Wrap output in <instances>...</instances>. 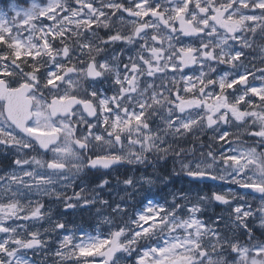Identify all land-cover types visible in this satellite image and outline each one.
<instances>
[{"label": "snow or ice", "instance_id": "6c2138e0", "mask_svg": "<svg viewBox=\"0 0 264 264\" xmlns=\"http://www.w3.org/2000/svg\"><path fill=\"white\" fill-rule=\"evenodd\" d=\"M9 9L11 18L0 11V146L13 149L15 158L14 168L0 175V264H33L27 252L48 243L38 231L16 223L50 218L32 194L64 197L67 208L77 207L68 202L73 199L94 204L97 197L84 195V188L69 197L56 186L72 187L86 169L144 163L149 153L166 155L172 150L162 146L166 135L182 136L199 127L211 129L213 139L227 149L219 158L209 151L212 163L182 164V170L200 180L230 177L242 193L213 192L195 203L186 196L164 204L149 201L106 236L76 240L64 235L52 254L61 264H93L89 257L94 254L104 258L103 264H120L118 253H135V264H264V240H257L249 226L258 219L264 228V85L248 81L249 75L264 80V69H257L261 75L256 77L244 67L256 37L264 38V0H31L27 8L10 3ZM100 28L107 30L106 37L98 34ZM117 44L135 48L127 63L121 62L125 48L106 55ZM259 50L264 57V45ZM193 65L199 66L195 79L180 77L182 91L192 98L181 96V90L173 96L163 84L169 69L175 84L174 74ZM218 65L235 72L213 79L210 73ZM106 79L114 89L110 97L96 87ZM234 85L238 89L228 93ZM155 117L163 128L153 131L150 120ZM232 124L252 142L221 127ZM136 145L139 151H132ZM217 163L223 164L224 174L212 171ZM123 183L133 186L131 178ZM107 184L103 180L97 187ZM250 200H259V206L253 209ZM211 201L232 208L227 222L222 215L211 224L200 219ZM113 212L120 215L125 209L117 204ZM62 229L65 223L52 222L51 231Z\"/></svg>", "mask_w": 264, "mask_h": 264}, {"label": "rangeland", "instance_id": "374dc122", "mask_svg": "<svg viewBox=\"0 0 264 264\" xmlns=\"http://www.w3.org/2000/svg\"><path fill=\"white\" fill-rule=\"evenodd\" d=\"M40 2L43 3L45 2V0H40ZM96 2L99 3V0H96ZM30 3H31V0H28V2L23 3V5L15 2L16 5L24 6V8L29 7ZM125 3H127V0H125ZM24 35L26 36L27 34H24ZM259 54L260 55L256 56L254 59L253 57H250V58L248 57L244 62V67L247 68L250 72L255 73L256 77H259L261 75V73L257 71V69H264V63L261 62L262 58L264 57L261 56V53ZM216 69H217V66H216ZM243 70L244 68L240 69V71H243ZM204 71L208 72V68L205 67ZM216 71H218V69ZM223 74H224L223 71L212 72L210 73V77L213 79H216L218 78V76L223 75ZM182 75L191 76L193 77V79H195V77L199 75V67L198 69H196L195 71H192L191 73L182 74ZM248 80L251 81L252 85L257 86V87L264 85V80H261L258 78L253 79L251 75H249ZM170 84L171 82L167 81V85L169 89H171ZM235 86L236 85H234V87ZM209 87H212V86H209ZM236 87L238 88L239 86H236ZM191 111L193 115H196L197 112H200L202 114V110H191ZM173 118L175 119V117ZM150 123H153L151 126L153 131L157 130L158 125L160 128H163V124L161 123L160 119L157 121L156 127H155V118L150 120ZM221 127L222 128L227 127L228 130L231 133H233L235 136H238L239 139L245 138L251 141L253 140V138L243 134L244 129L242 127L238 128L235 124L228 125V126L222 125ZM214 135L215 133L211 129H208L206 127L196 128L192 132L187 133L182 136L180 135L173 136L171 134L166 135L164 137L166 143L162 146L168 147L169 145H171V149H175L176 151H181L185 149L184 147L185 141L188 138H191L193 141H198V143L196 144V147L198 148V151H202L201 153H199L200 157L196 159L195 157H192V156L188 158L185 155H183V156H172L168 158L167 164H171L172 166H171V170L162 173L163 181L161 185L165 187L164 189L162 188L160 195H159V199L157 200L153 196V193H152L153 188H150L147 193L145 192V194L140 198V200H139V196L135 197L136 199H138L136 201H152L153 204H164L166 200L168 202H171L173 199V196H176L178 200L180 199L181 196H186L188 200L191 201V203H195L199 196L207 195L208 197H211L212 192L209 189H205L204 187L205 185L197 184L193 181H190L188 178L185 177L183 173L184 170H182V164H193L195 162L211 163L210 160L206 161L204 160V158H202L204 157V155L206 154V151L208 150L212 152H214L213 150H221L219 153H214L217 156V158H219V154L221 152L226 151L227 145H222V142L214 140L213 139ZM181 142L183 143V146H181ZM156 155H158L159 159H161V156H163L164 154L156 153ZM152 163L154 167L157 166V161L155 158H153ZM154 167L151 169V172H152L151 175H154L155 172H158ZM10 171L11 170H9L8 172ZM212 171L216 175L224 174L223 165L218 164V163L215 164ZM1 175H3V173ZM230 179L231 178L229 177V178H226L224 181H226V183H231ZM75 185L76 183L74 181L72 187L63 188L59 184L56 187L59 191H62L63 193H65L66 196H69V197L73 196L74 192H79L81 188H84L85 189L84 195L89 196V197L96 196L97 202L94 204H91L87 208H83L81 206V203L83 201L77 202L75 201V199H73L72 201H68V202L75 203L78 205V207L76 209H73L72 211H66L65 210L66 201L64 197H61V199L57 200L55 197L43 196L39 194H32L30 198L33 201L39 200L44 205L46 201L47 202L52 201V202L48 203L47 206L43 210L45 213H50V218L46 216L45 219L33 222L31 226L27 227L28 230L38 231L40 234H46L48 235V239H50L51 236L56 233V231H51L52 222L60 221V222L66 223V221L68 220L67 229L65 232L60 233V236L61 235L63 236L73 235L76 240H79L80 238H83L86 235H92V236H95L97 234L101 235L103 233H106L114 229V225H113L114 218H112V214H111V213H115L113 212V208H115L117 204L121 205V207L124 209L126 208V202L118 203L117 201H133L132 199L128 200L127 191H126V188L124 187L122 189L121 194L118 196V198H117V195H118L117 192L115 190H112V195L109 193L107 198L105 199V198H101L98 191L96 192L95 186L90 187L88 180L85 181L84 183H81V186H79V188H76ZM212 189H213V192L227 193V190L223 188H217L216 186H213ZM101 200L108 201V204L106 205L101 204L99 202ZM181 202L183 203L184 201H181ZM147 204L148 203L146 202H145V205L143 204L144 207H142V210L140 209V207H138L137 204H134V208L138 207L137 212H140L145 209ZM212 208H213L212 203H206L204 205L202 212L199 214L200 219H202L203 221L209 224H211L212 221L216 220L217 217H219L220 215H215L214 217L207 216L211 213L209 211ZM107 220H111L113 223L109 224L107 223ZM225 222H227V220H225ZM222 225L223 224H221L220 226L222 231H228L227 229L222 228ZM46 229H48L49 231H47V233H44ZM96 231H97V234H96ZM49 246L50 245L48 244V247ZM56 249L57 248H53V249L48 248L47 251L50 254H52L56 251ZM45 252L46 250L39 252L41 258L37 261L36 264H40L41 261H45V258H44ZM129 257L131 261H136L137 257L135 253H133L132 256H127L126 254L122 255L120 261L125 262L129 259ZM64 262H66V264L67 263L74 264L73 260H65Z\"/></svg>", "mask_w": 264, "mask_h": 264}, {"label": "flooded vegetation", "instance_id": "af4514ba", "mask_svg": "<svg viewBox=\"0 0 264 264\" xmlns=\"http://www.w3.org/2000/svg\"><path fill=\"white\" fill-rule=\"evenodd\" d=\"M14 2V3H13ZM15 2L20 3L21 5H23V3H25V0H0V10L4 11L5 13H7L8 17L11 18L12 15H14V13L12 11H10L9 9V5L10 3L12 5H16ZM19 8H24V6H20L17 5ZM126 15V14H125ZM46 23H51V21H47ZM98 32V34L101 37H106L107 35V30L100 28L96 30ZM185 42H188L187 40ZM69 44H71V41H68ZM264 44V38H261L259 35L256 37V43L253 47L252 50H249L250 54L248 57H256L259 55L260 53V46H262ZM56 47H60V44L57 43ZM121 48H125V55H123L121 57V62L122 63H127L128 62V56L135 55V48L131 47V46H125L123 44H117L115 46H113V48L109 49L108 53H106V55L110 58L113 50L116 53H119ZM4 49L2 46H0V52H2ZM247 57V58H248ZM105 56H100L98 57V59H104ZM198 65H194L192 67H187L183 70V73H190L192 71H195L196 69H198ZM217 69L221 70L223 69L224 71L230 72V73H234L235 70L232 69L229 65H218ZM43 72V69L41 70ZM182 73V74H183ZM181 73L177 72L174 75L176 76V83L173 84L171 83L170 87L173 90L172 91V95L175 96L177 94V90H181L180 91V95L184 96L185 98H192L191 94H186L182 91V89L184 88V83H182L180 77L182 75ZM169 75L172 76L173 73L171 71V69H169ZM231 78V77H230ZM167 81L171 82L170 78L165 77L163 80V84L166 88H169L167 85ZM161 83L160 79H156V84L159 85ZM96 87L101 89L103 91V93L107 96H111L113 94V86L111 83L110 79H106L103 82L97 83ZM234 89H237L236 86L234 87ZM250 98L253 99L255 102H259V98L258 97H251L250 94ZM243 106V105H242ZM86 115V113H85ZM90 120H92L93 123H95V118H89ZM159 120L158 117H155V127H156V123ZM153 123H150V127L152 126ZM98 131H103V125H101L98 129ZM244 140V139H241ZM244 141H247L249 143H251V140L245 139ZM198 143V141H193L191 138L186 139L185 141V149L182 151H176L175 149H172L171 151H169V154L163 155L161 156V159H159V156L156 155V153H149L147 154V159L145 160L144 163H124L121 165H117L114 166L111 169H100V170H85V173H82L77 179H75V183L77 186H80L81 183H84L85 181H89L90 183H92L96 190H98L99 195L101 196V198H107L108 194L110 193L112 195V190H115L118 194V196L121 194L123 187L126 188L127 191V196H128V200L132 199L133 201H117L118 203L120 202H126V208H125V212L117 215L116 213H111L112 214V218H114V225L115 226H124V224L126 222H129L131 219L135 218V214L138 211V207H140V209L142 210V207L144 206L143 204L145 202H149V201H136L138 199H136L135 197L139 196V200L140 198L145 194V189H147V191L150 188H153V190L156 189H164L165 186H162L161 183L163 181V175L162 173L167 172L169 170H171V164H167V159L172 157V156H183L185 155L186 157H195L196 159H198L200 157L199 153H201L202 151H198V148L196 147V144ZM125 147H124V151L127 152L128 151V145H127V141L124 142ZM181 146H183V143L181 142ZM117 149L119 148V145L116 146ZM132 151H139V145H136ZM214 151V150H213ZM209 151H206V154L204 155V160H210V162L212 163V159L210 157L207 156V153ZM214 153V152H213ZM29 155H37L38 153L36 152H30L28 153ZM51 155V153H49L47 156H43L44 159H47L49 156ZM15 158V152L13 149H7L5 150L3 148V146H0V175L3 173L5 174L6 172H8L9 170H12L14 168L13 165V159ZM153 158L156 159L157 161V166H153L152 161ZM198 162H195L193 164H189L192 167L195 166V164ZM222 164V163H221ZM155 168L158 172H155L154 175H151V169ZM184 175L191 179L187 174L186 171H184ZM131 178L133 180V186H127L123 183L124 180ZM103 180H107L108 184L104 186L103 189L97 187L101 181ZM192 180V179H191ZM148 181H151V183H149ZM195 183H197V180H194ZM217 188H223L225 190H227V192L229 190L236 192L237 194L242 193L244 190L240 189L238 185L233 184V183H226V181H222V182H217L215 183ZM212 184H207L206 187H208L209 189H212ZM125 191V193H126ZM52 202V201H50ZM238 201L234 200L232 202V207L235 206V204ZM211 203L213 204V208L209 211L211 212L209 215L207 216H212L214 217L215 215H222L224 216L225 220L228 221L229 219V213L232 211V208L227 206V205H223L220 204L219 202H215V201H211ZM240 203H242V201H240ZM249 203L252 204L253 209L257 208L259 206V200H255V201H249ZM134 204H137L138 207L134 208ZM91 204L87 205V206H83V207H88ZM76 208V207H75ZM73 208V209H75ZM66 209V208H65ZM33 222L35 221H18L16 223L18 224H25L27 227L31 226L33 224ZM68 220L65 223V229L62 230H58L56 231L55 234H51V238L48 239V235L46 234H41V238L45 241H47L48 243L46 244L45 248L42 250H37L36 252L33 251H28L26 254V258L33 261V264H36L37 261L41 258L39 252L40 251H45V261H41L40 264H61L60 260L58 257H55L54 255L50 254L47 250L48 248L53 249V248H58L59 246V241L61 240V238L63 237V235L60 236V233H63L66 231L67 229V224ZM128 226L130 228H135L134 224L129 223ZM249 226L251 227L254 236L257 240H264V228H261L259 226V220L258 219H252L249 221ZM222 228H224V225H222ZM114 230V229H113ZM222 230V229H221ZM109 232V231H108ZM108 232L101 234V236H106L108 234ZM44 233H47L46 231ZM97 234V231H96ZM26 235V234H25ZM0 238H3V234H0ZM244 240H246V237H241V241L243 242ZM48 244L50 245L48 247ZM101 251H104V249H101ZM118 256H122L121 254H117ZM89 259L91 261H93L94 264H103V257L95 255L93 257H89ZM63 264H66V262H63ZM68 264V263H67ZM120 264H135V261H131L130 257L127 261L125 262H121Z\"/></svg>", "mask_w": 264, "mask_h": 264}]
</instances>
